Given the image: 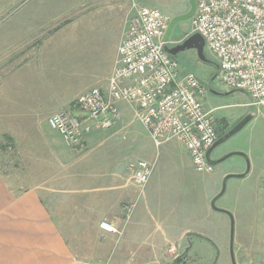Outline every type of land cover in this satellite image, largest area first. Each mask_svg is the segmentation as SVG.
<instances>
[{"label":"rangeland","instance_id":"1","mask_svg":"<svg viewBox=\"0 0 264 264\" xmlns=\"http://www.w3.org/2000/svg\"><path fill=\"white\" fill-rule=\"evenodd\" d=\"M132 1L139 7L157 8L170 19L190 9L189 0H0V152L4 172L18 176L36 172L44 177L41 170L47 169L59 177L65 175L69 147L48 126L42 116L46 110L30 109L49 94L72 99L102 79L106 58L118 43ZM190 28L191 17L182 19L173 27L169 41L185 40ZM179 54L183 71L196 75L207 88L208 105L218 108L214 111L218 135L251 117L210 158L216 160L231 152L247 155L248 175L228 179L215 206L232 215L235 264H264V107L251 105L248 94L220 83L218 63L205 44L202 54L195 48ZM46 108L50 112L52 105ZM120 110L122 119L115 128L92 126L90 135L108 138L100 149L108 152L109 145H115V157L124 163L145 160L153 164L142 191L131 187L135 204L131 221L157 223L164 229L169 225L173 233L184 232L181 249L163 245L170 264H231L230 217L213 210L210 203L226 174L245 171V159L232 156L214 165L212 174L197 173L175 139L156 150L127 104L120 103ZM17 126L28 134L13 131ZM112 131L115 133L109 137ZM8 144L12 149L8 150ZM46 144H52L51 155ZM33 145L37 146L36 158L28 147ZM145 241L139 240L136 247L143 250ZM117 244L109 246L113 261L119 256Z\"/></svg>","mask_w":264,"mask_h":264},{"label":"built area","instance_id":"2","mask_svg":"<svg viewBox=\"0 0 264 264\" xmlns=\"http://www.w3.org/2000/svg\"><path fill=\"white\" fill-rule=\"evenodd\" d=\"M169 21L159 9L132 1L106 90L92 88L72 101L71 110L47 118L67 145L79 143L92 126L113 128L121 119L119 104L125 103L156 150L175 139L194 171L213 172L206 153L218 139L216 108L208 105L206 86L194 73L181 72L179 63L164 50L170 42L164 40ZM192 34H199L215 56L220 83L248 94L251 105L264 107V0H195L186 37ZM129 169L131 183L141 192L153 164L136 160ZM134 206L124 207L127 217ZM99 227L119 233L105 221Z\"/></svg>","mask_w":264,"mask_h":264},{"label":"crops","instance_id":"3","mask_svg":"<svg viewBox=\"0 0 264 264\" xmlns=\"http://www.w3.org/2000/svg\"><path fill=\"white\" fill-rule=\"evenodd\" d=\"M120 38L121 34L110 57L106 58L102 79L90 84L83 93L92 88L106 90ZM179 70L185 72L181 63ZM76 97L64 99L58 93L49 94L47 99L36 103L30 110H46L42 116L47 119L67 110L65 108L69 105L72 108ZM49 105H52L50 112L46 108ZM18 127L13 131L27 133ZM112 133L115 132H110L109 137ZM90 134L91 131L83 134L79 143L69 146L57 133L61 143L69 147L62 177L48 173L47 169L41 170V174L46 173L44 177L36 172L31 174L32 177L30 174L23 176L21 172L19 176L11 171L4 172L0 152V264H170L163 255V245L181 249L182 238L185 237L181 230L173 233L174 228L169 225L164 229L157 223L147 225L131 221L135 206L126 216L124 207L133 204L129 165L134 161L124 163L117 159L115 145H109L108 152H102L100 148L108 138ZM6 137L14 141L12 135ZM27 137L29 139V135ZM8 146V150L12 149L11 145ZM45 146L51 155L52 144ZM28 147L33 149L36 158L37 146ZM54 157L53 161L57 163L59 159ZM49 159L51 163L52 158ZM102 221L113 225L119 233L103 231L99 227ZM143 238L146 248L138 249L136 245ZM111 243L113 248L117 243L119 245L118 248L116 246L119 256L115 261L109 253ZM260 243L262 238H259Z\"/></svg>","mask_w":264,"mask_h":264},{"label":"water","instance_id":"4","mask_svg":"<svg viewBox=\"0 0 264 264\" xmlns=\"http://www.w3.org/2000/svg\"><path fill=\"white\" fill-rule=\"evenodd\" d=\"M190 3V9L188 10V12H186L183 15L180 16H176L172 19H170L167 29L165 31L164 34V40L165 41H169V36L170 33L173 29V27L182 19L185 18H189L192 17L194 11H195V0H189ZM168 44H166L164 46V50L171 55L172 57H177V54L189 49V48H195L200 54H202V50H203V46H204V40L203 38L199 35V34H192L190 36H188L187 38H185V40L181 41L180 43H178L177 45H175L173 48H169L167 46ZM251 119L250 116H246L245 118H243L242 120H240L239 122H237L230 130H228L225 134H223L219 139H217V141L213 144V146L207 151L206 153V159L209 163H211L212 165H217L223 161H225L226 159L232 157V156H240L242 158L245 159L246 162V168L245 171L243 173H239V174H226L223 179H222V183H221V188L219 193L212 199L210 205L212 207L213 210L217 211V212H221V213H225L227 214L228 217H230V260H231V264H235V260H234V256H233V218L232 215L230 214L229 211L221 209V208H217L215 206V201L221 197L225 190H226V183L227 180L230 178H244L248 175L249 171H250V165H249V160L248 157L245 153L243 152H231L228 153L224 156H222L221 158L218 159H211V153L214 151V149L224 143L225 141H227L229 138H231L233 135H235L239 130H241L243 128V126Z\"/></svg>","mask_w":264,"mask_h":264},{"label":"flooded vegetation","instance_id":"5","mask_svg":"<svg viewBox=\"0 0 264 264\" xmlns=\"http://www.w3.org/2000/svg\"><path fill=\"white\" fill-rule=\"evenodd\" d=\"M182 40H180V41H176V42H173V41H170L169 43H168V47L169 48H173L175 45H177L178 43H180ZM180 56V54H177V57H179ZM225 133V132H224ZM223 134H221V135H219L218 136V139L222 136Z\"/></svg>","mask_w":264,"mask_h":264}]
</instances>
